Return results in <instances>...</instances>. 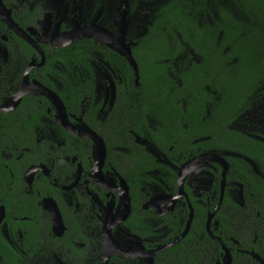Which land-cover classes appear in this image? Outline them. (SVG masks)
<instances>
[{"label": "flooded vegetation", "instance_id": "1", "mask_svg": "<svg viewBox=\"0 0 264 264\" xmlns=\"http://www.w3.org/2000/svg\"><path fill=\"white\" fill-rule=\"evenodd\" d=\"M138 3L139 0H0V106L8 109L0 111V236L19 254V264H60V261L71 264L68 261L74 255L67 256L72 253L70 236L77 235V232H73L69 240L65 236L70 228L76 226L73 224L76 218L84 237L88 238L86 243L77 245H81L82 252L88 256L90 251L96 250L93 244L96 238L101 251V263L98 264H104V213L109 211L113 214L114 221L122 217L124 208L120 196L123 179L129 187L131 211L111 230L119 245L131 247L134 245L133 237L137 236L147 250H153L165 244L148 248L145 243L153 244L171 230L175 236L180 232V237L187 227L190 231L194 219H206L209 236L223 249L222 261L218 260V264H225L224 245L231 255V264H264V203H258L255 194L246 191L250 184L238 178H249L245 174H237L229 158L243 159L258 175L260 170L255 161L227 151L193 148L173 152V147L169 152L162 150L150 137L159 121L147 113L142 127L146 136L132 133L145 154L153 157L155 166L147 167L143 161L136 169L135 152L129 148V141L109 150L102 135L104 122L116 99L115 79H120L115 63L100 51L91 53L89 61L94 68L91 73L75 70L72 63L65 64L62 59L51 58L49 47L64 48L83 39H92L95 44L112 50L93 37L67 42L64 40L68 37L64 39L61 36L74 30L82 31L93 23L116 35L122 20L129 22L126 43L133 53L137 40L147 33L154 18L153 13L146 32L129 41L132 13ZM7 12L30 40L18 34L4 20ZM96 60L100 65L95 69L93 63ZM64 76H82L81 81L87 84L92 77L95 96L87 104L82 103L80 112L72 111L63 98L66 97L61 80ZM99 77L105 88L100 85ZM106 79L110 81L109 85L105 83ZM100 90H105V97ZM58 100L63 103L62 107ZM181 105L184 106L185 102ZM88 108L91 111L88 112ZM22 110H26L23 113L29 118L35 117L28 128L17 126L16 120L1 116H22ZM37 111L41 113L36 117ZM89 114L97 117L95 127L87 122ZM235 122L231 128L238 130L233 127ZM9 125L16 127L13 129ZM86 125L105 142L106 157L102 165L97 162L96 142L83 133ZM138 170L141 173L136 185L139 191L136 192L128 180ZM180 177L183 180L181 195ZM164 194L177 197L174 201L167 198L152 201ZM57 210L64 227L60 235L59 229L55 230ZM131 217L135 221H146L149 237L142 238L125 225ZM90 218L99 222V231L92 229ZM175 223L179 226L174 229ZM119 257L137 260L138 264L143 262L138 258ZM84 264L97 263L90 260Z\"/></svg>", "mask_w": 264, "mask_h": 264}, {"label": "trees", "instance_id": "2", "mask_svg": "<svg viewBox=\"0 0 264 264\" xmlns=\"http://www.w3.org/2000/svg\"><path fill=\"white\" fill-rule=\"evenodd\" d=\"M137 42L133 54L140 73L138 85L135 71L127 60L117 52L95 44L92 39L79 40L64 48L49 47L52 59L72 63V68L78 71H94L89 60L91 53L97 51L106 54L119 69L117 75L120 79H115V103L104 122L102 134L109 150L129 141V148L135 152L136 169L143 161H146L145 166L154 167L153 157L145 154L132 133L146 136L142 127L146 123V114L150 113L159 121L157 129L150 132V137L162 150L169 152L173 147V152L193 148H199V151H227L240 153L255 161L260 170L258 175L243 159L229 158L237 174H245L249 178H238L250 184L246 191L253 192L258 203H264V141L231 128L245 110L260 100L256 99L258 96H264V0H230L227 4L220 0H168L156 9L147 33ZM188 49L199 60H192L189 66L179 71L177 81L173 63ZM61 80L66 95L63 98L72 111L80 112L82 103L85 105L90 98H94L92 77L88 84L81 81L82 76H64ZM182 102H185L184 106ZM89 111L91 108H88ZM23 112L26 110H22V116H1L16 120L17 126L28 128L35 117L29 118ZM40 113L37 111L35 116ZM88 116L87 122L95 127L96 115ZM140 173L141 170H138L128 180L136 192L139 191L136 185ZM73 224L76 226L70 228L65 237L69 240V236L77 232V235L70 236L72 253L67 255L74 257L67 261L71 264H84L90 260L101 263L100 245L96 243V238L93 241L96 250L90 251L87 256L77 243H86L88 238L84 237L78 219L75 218ZM89 224L99 231L98 221L90 218ZM125 225L140 237H149L146 221H135L131 217ZM177 226L179 223H175L173 228ZM153 234L160 236V233ZM179 234L175 236L174 230H171L153 244H145L154 248L173 241ZM225 241L231 245L228 240ZM222 253L221 244L207 232L206 219L196 218L187 235L158 253L154 264H218V260L222 261ZM0 255V264L20 262L19 254L2 236ZM138 263L137 260L119 256H113L109 261V264Z\"/></svg>", "mask_w": 264, "mask_h": 264}, {"label": "water", "instance_id": "3", "mask_svg": "<svg viewBox=\"0 0 264 264\" xmlns=\"http://www.w3.org/2000/svg\"><path fill=\"white\" fill-rule=\"evenodd\" d=\"M4 20L12 27L15 29V31L24 36L26 39L30 40V38L21 30L19 29L16 25V23L12 20L10 13L7 12V14H5L4 16ZM128 23L129 22H124L123 20L120 22L119 24V29L116 35H114L112 32H110L107 28H104L98 24H91L89 26H85L84 28H82V31L79 30H74L71 32H68L67 34L62 35L61 37H63L64 39H66L67 37L71 36L68 40H64L67 42H72L75 41L77 39H80L82 37H93L95 38L96 42H101L103 44H106L108 47H110L112 50L118 52L119 54L123 55L126 57V59L131 63L134 71H135V75H136V81H139V77H140V73H139V68H138V63L132 53V49L130 47L129 44L126 43V38H127V32H128ZM57 37V36H56ZM54 38V37H53ZM43 90H40V92L42 93ZM43 93H45L43 91ZM59 101V100H58ZM60 106H63V103L61 101H59ZM8 109L6 107L0 106V111H7ZM86 133V135L89 138L94 139V141L96 142L97 145V150H98V155L99 158L97 160V162L102 165V163L104 162V159L106 157V145L105 142L103 140V138H101L95 131H93L90 127H88L87 125L85 126L84 129ZM78 134V133H76ZM80 135V134H79ZM204 157V156H201ZM198 157L197 159L201 158ZM180 176H182V173L180 171ZM121 204L124 208L123 210V215L122 217H120V219L118 221H114V215L111 214L109 211H106L104 213V219H103V239H104V249H103V255H104V264H108L110 261V258L113 255H119V256H123V257H129V258H138L140 260H143V262L141 264H154L155 263V256L163 251L166 250L167 248L177 244L178 242H180L182 240V238H184L188 232V228H186V230L183 232V234L174 239L172 242L165 244V245H160L158 248L153 249V250H147L145 248L144 245H142L141 239L137 236H134V245L133 246H128V247H123L121 245H119L115 238L112 236V228L114 226H117L118 224H120L121 222H123L127 216L129 215L130 211H131V199H130V194H129V187L127 185V183L125 182V180H121ZM183 191V180L182 177H180V191H179V195L182 194ZM176 196H171L168 194H164V195H159L156 196L152 199V201H158V200H163L164 198H167V200H171L174 201L176 199ZM2 218V217H1ZM0 218V220H1ZM210 219L211 216L209 217V221L208 224H210ZM54 220H55V226L57 225V227L55 228V230L57 231L59 229V235L61 233L64 232V227H63V221L61 218V215L59 213V211L57 210L56 213V217L54 216ZM220 239V238H219ZM221 240V239H220ZM222 241V240H221ZM223 243V242H222ZM123 247V248H122ZM224 249L226 250V255L224 258V263L225 264H231V255L229 253V251L227 250L226 246L224 245ZM60 264H67L66 262L60 261Z\"/></svg>", "mask_w": 264, "mask_h": 264}, {"label": "rangeland", "instance_id": "4", "mask_svg": "<svg viewBox=\"0 0 264 264\" xmlns=\"http://www.w3.org/2000/svg\"><path fill=\"white\" fill-rule=\"evenodd\" d=\"M167 1L168 0H139L135 11L132 13V21L128 37L129 41L136 39L146 32L147 25L152 20L151 17L153 16V13L161 4ZM220 1L227 4L230 0ZM207 18L209 17L207 16ZM192 60H199V58L193 51L188 49L174 61V76L177 80H179V75H177V73L189 66ZM93 65L96 69V67L100 65V62L96 60ZM105 81H107L105 83L108 85L110 84L108 79ZM100 85L105 88L102 78ZM100 93L105 97V90H100ZM256 99L260 100H258L249 110L242 113L233 127L238 130H242L243 132H247L254 137L264 139V96L261 98L258 96Z\"/></svg>", "mask_w": 264, "mask_h": 264}, {"label": "bare ground", "instance_id": "5", "mask_svg": "<svg viewBox=\"0 0 264 264\" xmlns=\"http://www.w3.org/2000/svg\"><path fill=\"white\" fill-rule=\"evenodd\" d=\"M71 36L68 37V39L70 38Z\"/></svg>", "mask_w": 264, "mask_h": 264}]
</instances>
